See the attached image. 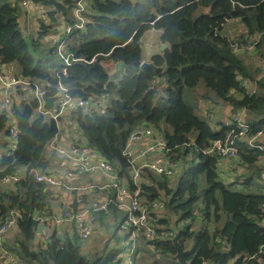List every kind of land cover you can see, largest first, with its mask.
<instances>
[{
    "label": "trees",
    "instance_id": "obj_1",
    "mask_svg": "<svg viewBox=\"0 0 264 264\" xmlns=\"http://www.w3.org/2000/svg\"><path fill=\"white\" fill-rule=\"evenodd\" d=\"M74 3L52 1L56 10H50V19L55 22L56 13H61L68 25L74 24ZM18 15L16 6L0 0V66H14L16 76L35 83L49 97L57 95L59 86L77 100L106 97L104 114L98 107L69 113L82 134L79 143L111 164L130 191L139 187L141 196L159 201L160 207L175 216L179 243L190 251L187 261L264 264V138L255 142L257 147L238 141L237 159L244 173L237 181L235 178L226 183L218 169L220 159L205 152L216 141H224L233 128H227L224 122L215 132L183 100L186 89L203 82L222 103L232 105L237 112L246 111L244 121L252 126L249 138L261 131L259 127L264 129V63L257 64L259 58L264 61V0H90L84 28L74 29L67 36L62 34L51 46L42 40L53 32L52 25L40 21L39 38L28 42L19 28ZM230 21L245 27L235 33L240 42L263 34L257 50L246 54L252 56L254 69L233 52L225 33ZM152 29L161 32L160 40L169 48L152 57L157 72L150 68L141 71L142 38ZM60 41L66 53L79 60L65 74V65L57 56ZM119 62L123 68L116 72L123 75L112 77L107 64ZM259 73L261 80L257 79ZM241 80L255 82V93L251 95L242 88ZM27 91L32 93L18 90L11 114L0 111V137L11 138L10 117L19 131L15 153L0 162V179L20 167L48 174L54 164L48 147L59 135L58 122L38 115L34 88ZM164 123L170 131L166 128L162 133ZM142 126L148 130L153 127L165 138L170 159L182 166L176 177H161L144 169L139 185L132 182L131 162L124 150L131 134ZM226 165L221 168L226 170ZM175 178L173 185L170 179ZM109 196L121 236L115 235L98 246L101 234L82 243L59 230L52 233L42 250L34 248L39 228L35 218L53 211L52 201L58 198L56 188L29 175L14 185H0V225L11 211L20 214L17 236L9 246L4 243L5 249L22 264H125L124 256L131 251L132 264H178L168 219L157 221L153 214L156 235L152 240L136 229L122 232L120 227L127 214L123 212L125 217L118 219L121 210L115 204V193ZM85 198L88 202L89 197ZM73 201L72 209H82L75 198ZM105 215L111 216L100 213V219ZM134 231L136 238L132 240Z\"/></svg>",
    "mask_w": 264,
    "mask_h": 264
},
{
    "label": "built area",
    "instance_id": "obj_2",
    "mask_svg": "<svg viewBox=\"0 0 264 264\" xmlns=\"http://www.w3.org/2000/svg\"><path fill=\"white\" fill-rule=\"evenodd\" d=\"M205 12H209L205 9ZM72 15L75 23L64 28L65 36L71 34L74 29H83L87 23V16L90 14V0H75L72 8ZM40 21L46 22L47 14L40 9ZM231 42L233 52L238 56L254 53L263 39L262 33H257L251 38L243 42L239 41L236 34L227 36ZM57 56L64 63L63 73L73 62L79 61L73 55L67 54L65 45L62 41L57 46ZM262 59L257 60V64H263ZM116 65H109V73L112 76V71ZM35 84V83H34ZM28 79L18 76H7L0 68V109L7 114L12 113L13 98L18 90H28L34 88V97L38 101L36 113L40 116L47 117L60 124L64 117L70 112L77 111L82 108L85 110L98 107L100 112L104 114L103 108L107 104V99L103 96L101 99H89L88 101L73 99L69 96L68 91L59 86L58 92L62 93L56 108L51 112H47L43 108L41 95L46 93L42 88L34 85ZM35 86V87H34ZM241 86L251 95L255 93V83H250L248 80H242ZM246 111L235 114L233 118L225 121L227 128L232 127L229 136L224 141H216L212 147L205 153L215 155L218 158L231 161L238 157V141H244L250 146L257 147L255 143L258 139L264 138V129L259 127L256 135L249 138L248 134L252 126L245 123ZM12 126V125H11ZM237 126V127H236ZM236 129L238 133H236ZM61 129L59 127V135L49 144V152L54 156V164L48 174H42L37 170L20 167L9 176L0 179L1 186H10L18 183L26 176H33L37 182L44 183L52 188L59 189L60 201L63 205V210L54 213L53 211L45 212L42 216H37L35 219L39 222L38 232L36 234L37 248L45 249L50 237L54 231L58 232L67 225L74 226L73 234L82 242H89L96 232V222L100 219L99 214H111L110 206L113 203L109 193H115V204L117 207L126 212V221L121 225V231L129 233L130 229L143 231L148 239H154L156 231L152 223L154 212L160 208L159 201H150L148 198L141 196V190L138 187L134 191H130L129 185L120 179L116 169L102 159L95 151L86 145H81L79 142L63 146L61 144ZM10 141H7L5 146L6 154L0 152V162L4 157H11L17 149L19 131L17 125L14 124L10 128ZM150 138L146 149L139 155L133 154V147L136 143ZM259 148L262 149L260 146ZM4 151V152H5ZM170 148L162 136L156 129L137 128L127 141L124 155L131 162V180L135 186L139 185L141 180V172L147 169L157 176L174 178L181 168L179 162H174L170 159ZM158 155L157 160H145L150 155ZM4 171V170H1ZM262 181L264 182V172L262 173ZM90 180V181H88ZM89 197L88 202L85 197ZM75 198L76 204L82 205V209L75 211L71 208ZM20 214L11 211L2 221L0 225V262L7 264L13 260V255L5 249L3 236L8 231L17 227ZM170 235V233H168ZM132 240L136 238V232L132 233ZM133 252L125 255V264H132L130 255ZM253 258H250V260Z\"/></svg>",
    "mask_w": 264,
    "mask_h": 264
},
{
    "label": "crops",
    "instance_id": "obj_3",
    "mask_svg": "<svg viewBox=\"0 0 264 264\" xmlns=\"http://www.w3.org/2000/svg\"><path fill=\"white\" fill-rule=\"evenodd\" d=\"M9 3H14L15 6L18 8V14H20V20H21V27L23 29V35L24 34H27L28 37H31L30 39L27 38L26 40L28 42H31L33 40H37L40 36V9H42L48 16V19L46 21V23L48 25H52L54 27V29L57 31V33H60L61 35L64 34V28L66 26V20L64 19V17H62V14L61 13H56L55 15V22L52 21V19H50V16H49V12L50 10L51 11H55L56 8L54 7V5L52 4V1H56L57 3L59 4H63L64 3V0H7ZM18 22H19V15H18ZM20 27V25H19ZM234 27H238L240 29H245L244 26L240 25V24H236L235 21H230L228 24H227V27L225 29V33H226V36H231V35H234L235 32H234ZM54 30V31H55ZM149 32H152L154 34H156L155 37L158 38V43H152V55L150 58L146 59L145 57H143V61H146V62H153L152 61V57L154 55H158V54H162V52L160 51V48L161 46L163 45V43L161 42V32L160 31H157V30H154L152 29L151 31ZM51 34L48 33L46 34V37H43V38H47L49 37ZM26 38V37H25ZM156 41V40H155ZM142 50H143V55H144V49H143V46H142ZM250 57H252L251 55H248ZM118 69L115 68L113 69L112 71V77L114 76L115 78H120L122 77L123 74H117ZM5 74L7 76H15V68L14 66H5ZM157 82H160V81H157ZM0 101H1V98H0ZM225 106H230L229 104H224ZM1 111V109H0ZM211 116L209 115V118ZM226 119L224 120H221L217 123V126H219V129H220V124L221 123H224ZM150 138H145L144 140L140 141L139 143H136L133 147V154L135 156H139L147 147L148 145V140ZM7 139L5 136H1L0 137V152L3 153L5 151V146L7 144ZM61 144L63 146H66V144H69V141H65L63 138H61ZM73 144V143H72ZM157 160L158 159V155H150L148 156L147 158H145V160ZM228 164V162H227ZM182 169V166L180 168V171ZM224 172V175H225V180H227L228 182H231V179L227 174L226 170H223ZM240 172V171H239ZM235 179V178H234ZM90 181V180H88ZM237 181V179H236ZM238 189H241L240 186H238ZM57 192H58V198L55 199L54 201H52V207L54 208L53 209V212L54 213H58V211L62 210V203H61V199L59 198L60 197V191L59 189H56ZM165 209H161V210H156L154 212V216L156 218V220L158 221V219H176L174 215H170L168 212L164 211ZM119 214V213H118ZM117 214V215H118ZM114 215L113 213H111V216L110 217H107L106 215L99 219L97 222H96V232H95V235H98V234H101L98 238H97V245L100 246L99 243L103 242V241H106L108 239H110L111 237H114L115 235L117 236H121L120 233H117V221H116V217L114 218ZM176 229L178 232V228L175 226V222H174V226L171 228V230L173 229ZM62 231H67L68 232V235L73 238V236H75L73 234L74 232V226L73 225H67L65 227H63L61 229ZM18 233V230L17 228L15 229H12L10 231H8L6 234H4L3 236V240L4 242L6 241V245L9 246L11 243H8L7 240L12 239V237L16 236V234ZM106 235V236H105ZM174 235V233H173ZM105 237V238H104ZM126 246H127V249L129 247L128 243H126ZM127 251V250H126ZM124 259H126L124 257ZM131 259V257H130ZM132 260V259H131ZM12 263L15 262V264H22L20 260L18 259H15L13 261H11ZM10 262V263H11Z\"/></svg>",
    "mask_w": 264,
    "mask_h": 264
},
{
    "label": "rangeland",
    "instance_id": "obj_4",
    "mask_svg": "<svg viewBox=\"0 0 264 264\" xmlns=\"http://www.w3.org/2000/svg\"><path fill=\"white\" fill-rule=\"evenodd\" d=\"M7 1V0H6ZM118 1V0H117ZM12 6H15V4L12 2L11 3ZM20 14H19V25H20V30L21 32L23 33V29L21 27V20H20ZM41 28V27H40ZM55 30V29H54ZM53 32H51L52 35H50L49 37L47 38H43L42 40V43L46 46H51V45H56L57 41L61 38V34L60 33H57V31L55 30ZM40 31H42V29H40ZM238 31H242V30H239L238 27L235 28V33H238ZM24 36L27 38H31V37H28L27 34H24ZM156 34L152 33V32H147L144 37L142 38V46H143V49H144V55L143 57H145L146 59L150 58L151 55H152V43H158V38L155 37ZM46 37V36H44ZM156 40V41H155ZM59 58V57H58ZM246 63L248 64V66L251 68V69H254V65L253 64V59L248 56V55H243L242 57ZM57 64V63H56ZM12 66V65H10ZM0 68L5 71V66H0ZM261 76V74L259 73L258 76H257V79ZM263 77H260L259 80H261ZM252 83H255V82H252ZM160 87L163 88V84L160 83ZM26 92H31V91H27ZM32 93V92H31ZM183 100L185 102L186 105H188L189 107H191L195 113V115L201 120V121H204V122H207L211 128L215 131V132H218L219 131V126H217V123L221 120H228V119H232L233 116L235 115V113H239V111L237 112L236 109H234V107L232 105L230 106H225L224 104L226 103H222L215 94L209 92L203 82H201L196 88H192V89H186L184 91V94H183ZM209 115L211 116L209 118ZM225 120V121H226ZM10 124L12 126H14L15 122L13 120L12 117H10ZM77 123H75L74 121H72L70 119V116H66L64 117V119L62 121H60V124H59V127L61 129V138H63L65 141H69V144H72L74 142H79L81 141V132L78 131V127H77ZM168 128V130L170 131V128L167 127V125L164 123L161 125V132L163 133V129H166ZM8 140V142L10 141V138H6ZM69 144H66V145H69ZM48 152H49V149H48ZM50 153V152H49ZM189 159L191 160V156L189 157ZM220 159V158H219ZM218 159V160H219ZM228 161H225V160H222L220 159L219 160V172H220V176L222 177L223 180H225V175H224V172H223V167L221 168L222 164H227ZM240 163L238 161V159L236 160H231L228 162V165H226V172L231 181L244 173V168L243 166L241 165L240 167ZM241 170H238L240 169ZM240 171V172H239ZM222 174V175H221ZM172 180L173 185H175V179H170ZM254 181L257 182L258 179L257 178H254ZM226 183H229L227 180H225ZM165 209L164 211L168 212L170 215H172L166 208H164V206L160 207L159 210L161 209ZM124 211L121 210V212L117 215L118 219H120L122 221V219L125 217V214L123 213ZM168 221L170 222V227L172 228L174 226V221L175 219H168ZM17 236V234H16ZM15 236V237H16ZM106 236V235H105ZM15 237L13 236L12 239L14 240ZM105 238V237H104ZM13 240L9 239L7 240L8 243H11V241L13 242ZM107 241V240H106ZM6 243V241L4 242ZM37 242L35 243L34 245V248L37 249ZM91 250V248L89 249ZM13 255V260L17 259V257L12 253ZM12 260V261H13ZM11 262V261H10ZM7 263V264H15V262H11V263ZM165 262V261H163ZM17 264V263H16Z\"/></svg>",
    "mask_w": 264,
    "mask_h": 264
},
{
    "label": "water",
    "instance_id": "obj_5",
    "mask_svg": "<svg viewBox=\"0 0 264 264\" xmlns=\"http://www.w3.org/2000/svg\"><path fill=\"white\" fill-rule=\"evenodd\" d=\"M168 48H169L168 44H163L160 48V51L163 53ZM116 68L118 69V71H121V69L123 68V64L120 62L117 63ZM146 68H150L154 72H157L159 69L153 62L143 61L141 66H140V70L143 71ZM61 96H62L61 92H58L57 95H55L54 97H49L47 94L43 93L41 95V98L43 101L44 110L47 112H51L52 110H54L56 108V105H57L59 99L61 98ZM173 232H174V236L171 238V241L174 244V247L177 251V254L175 256V261L178 264H190L186 259L187 255L189 254L190 251L184 250L182 248V246L180 245V243H179V232L175 228L173 229Z\"/></svg>",
    "mask_w": 264,
    "mask_h": 264
},
{
    "label": "bare ground",
    "instance_id": "obj_6",
    "mask_svg": "<svg viewBox=\"0 0 264 264\" xmlns=\"http://www.w3.org/2000/svg\"><path fill=\"white\" fill-rule=\"evenodd\" d=\"M241 81H242V80H241ZM241 81H240V82H241Z\"/></svg>",
    "mask_w": 264,
    "mask_h": 264
}]
</instances>
